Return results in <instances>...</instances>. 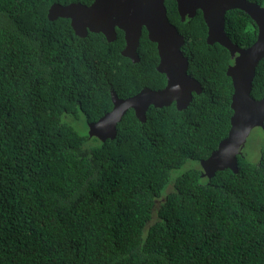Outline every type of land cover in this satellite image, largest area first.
I'll list each match as a JSON object with an SVG mask.
<instances>
[{
    "label": "trees",
    "instance_id": "1",
    "mask_svg": "<svg viewBox=\"0 0 264 264\" xmlns=\"http://www.w3.org/2000/svg\"><path fill=\"white\" fill-rule=\"evenodd\" d=\"M92 1L0 0V264H264V152L254 164L243 147L237 173L210 179L199 165L230 128L229 52L206 43L200 11L182 22L165 1L202 92L181 111L150 106L145 123L129 109L99 141L87 125L111 111V91L126 99L166 78L144 29L133 63L120 30L80 38L47 18ZM224 20L233 44L255 42L247 14ZM250 95L264 98V58Z\"/></svg>",
    "mask_w": 264,
    "mask_h": 264
},
{
    "label": "water",
    "instance_id": "2",
    "mask_svg": "<svg viewBox=\"0 0 264 264\" xmlns=\"http://www.w3.org/2000/svg\"><path fill=\"white\" fill-rule=\"evenodd\" d=\"M167 0H93L90 5L71 3L66 6L53 4L47 18L68 19L74 34L80 38L87 33L102 34L107 42L116 40V29L123 33L124 48L121 55L133 63L139 61L137 48L142 30L150 42L155 43L159 58L156 71L163 74L166 84L159 90L143 89L138 94L120 99L110 92L112 109L96 122L87 125V134L99 141L114 139L116 126L125 113L132 109L142 123L146 112L154 108L175 104L178 111L185 109L192 94H200L201 86L188 75V59L181 47L184 38L172 25L166 13ZM181 21L193 18L200 11L207 29L206 43L225 48L233 61L226 70L232 83L230 128L210 156L199 162L201 177L212 178L226 169L237 173V156L244 147L251 131L264 129V98L254 100L250 93L259 61L264 58V7L246 0H174ZM239 10L247 14L257 27L255 42L247 48L233 44L224 31L225 14Z\"/></svg>",
    "mask_w": 264,
    "mask_h": 264
},
{
    "label": "rangeland",
    "instance_id": "3",
    "mask_svg": "<svg viewBox=\"0 0 264 264\" xmlns=\"http://www.w3.org/2000/svg\"><path fill=\"white\" fill-rule=\"evenodd\" d=\"M242 152L251 163L256 164L259 161L261 153L264 152V132L261 128L256 127L251 131Z\"/></svg>",
    "mask_w": 264,
    "mask_h": 264
},
{
    "label": "flooded vegetation",
    "instance_id": "4",
    "mask_svg": "<svg viewBox=\"0 0 264 264\" xmlns=\"http://www.w3.org/2000/svg\"><path fill=\"white\" fill-rule=\"evenodd\" d=\"M91 4V3H90ZM262 7H264V6H262ZM197 12V11H196ZM89 33V32H88Z\"/></svg>",
    "mask_w": 264,
    "mask_h": 264
}]
</instances>
